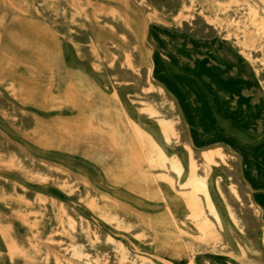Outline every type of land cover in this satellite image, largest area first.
<instances>
[{"label":"rangeland","instance_id":"rangeland-1","mask_svg":"<svg viewBox=\"0 0 264 264\" xmlns=\"http://www.w3.org/2000/svg\"><path fill=\"white\" fill-rule=\"evenodd\" d=\"M140 1L0 0V37L7 22L16 16L49 25L61 42L74 49L93 75L90 80L80 75V66L72 64L67 54L64 68L68 80V72L74 68L78 75L73 78L76 86L87 83L94 91L91 80H95L107 92L122 91L125 99L144 107L152 116L172 122L183 144L192 145L199 174L194 189L199 194L196 201L200 213L208 212L204 182L213 174L222 195L227 224L237 229L232 235L239 252L233 253L226 246L224 225L210 228L206 221H199L197 235L185 237L187 254L180 256L185 258L182 264H264V0H145L151 8ZM131 2H136L146 13L150 9L153 14L146 36L154 65L152 78L146 68L130 77L125 50L116 42L123 40L124 30L121 22L110 14L120 16L123 12L119 8L124 9ZM98 35L107 40V58L87 47L92 36ZM212 59L221 65L214 64ZM37 70L31 50L17 44L0 45V151L6 152L14 144L31 149L35 117L46 119L44 111L48 105L51 115L55 114L58 101H47L46 106L35 104L30 109L17 98L16 79L28 89L41 85L44 79L50 98L63 91L58 70H50L46 78H41ZM172 90L180 92V96ZM96 94L99 101L106 99L104 94L98 91ZM179 98L190 106L191 118L200 111L207 112L205 137L197 144L192 139L191 127L176 115ZM105 108L109 113L103 115L112 121L120 115L113 105ZM134 162L133 159L131 168ZM248 162H252L250 166ZM157 163L154 165L159 168ZM133 175L141 177V173ZM32 177L36 178L0 162V237L3 234L7 240V243L2 241L5 247L0 260L4 259L5 264H69L72 260L65 258L69 250L32 233L34 208L41 210L54 204L50 198L32 195L31 190L36 189ZM62 214L67 220V213ZM19 229L24 230L27 241H22ZM243 237L251 247H247ZM257 238L260 243L255 248ZM46 243L49 246L43 250ZM74 261L93 264L82 259ZM157 261L180 264L174 259L168 260L169 263ZM99 262L124 264L126 261Z\"/></svg>","mask_w":264,"mask_h":264},{"label":"crops","instance_id":"crops-1","mask_svg":"<svg viewBox=\"0 0 264 264\" xmlns=\"http://www.w3.org/2000/svg\"><path fill=\"white\" fill-rule=\"evenodd\" d=\"M91 81L110 101H119L116 93L107 92L100 82ZM63 93L64 90L47 97V101L59 102L53 110L57 116L51 115L48 105L44 111L47 118L38 116L35 120L32 154L54 171L46 178L32 177L36 189L31 192L36 197L50 198L53 205L61 204L63 213L78 214L84 241L91 248L95 246L92 249L98 261L135 264L134 259L116 253L122 246L151 261L168 262L172 259L166 254L168 246L184 248L185 237L197 235L199 221H206L210 228L223 227L227 213L216 187L217 179L212 177V191L207 183L209 176L204 182L208 204L205 216L197 206L199 194L194 189L199 182L194 149L177 137L172 122L152 116L126 98L131 110L117 102L121 111L120 116L114 117L112 129L115 137L121 138V145L116 143L112 147L103 140L104 128H100L102 115L109 113V109L85 98L73 105ZM39 131L46 134L44 143L42 138L39 140ZM121 146L145 159L140 166V178L130 172L129 159L118 153L117 147ZM168 146L171 151H167ZM183 153L186 164L182 161ZM156 161L159 168L154 165ZM106 246L109 249H104ZM67 254V260H81L70 252ZM179 259L185 260L180 256Z\"/></svg>","mask_w":264,"mask_h":264},{"label":"bare ground","instance_id":"bare-ground-1","mask_svg":"<svg viewBox=\"0 0 264 264\" xmlns=\"http://www.w3.org/2000/svg\"><path fill=\"white\" fill-rule=\"evenodd\" d=\"M140 2L143 5H145V7L147 6L148 8H151V5L146 3L145 0H141ZM252 8L255 10V6H252ZM119 11L123 12L119 14L120 16L115 17V14L113 12H111L110 15H112V17H114L116 20L120 21L123 26V30H124L123 40H119L116 42L119 46H121L123 50H125L124 54L126 55L128 61V71L130 73V77L132 78L135 77L136 73H140L139 71L140 69L146 68L149 77L152 78V70L154 65L150 58V48L146 42V36L148 34L151 21L153 20L152 11L149 9V11H147L146 13L142 9V7H140L136 2L127 3L124 9L119 8ZM263 23H264V18H263ZM16 44L21 45L24 48L29 49L33 52L38 66L37 71L40 72L42 76L41 78H46V74L50 70H54V69L58 70L59 74L62 75V82L64 88L63 94L65 99L69 103L73 105H78L81 98H85V99H93L103 106L109 105L112 107L113 105V108L119 112L121 111V108L118 104L119 102L122 103L128 109V111L131 110L128 108L127 100L123 96L122 91H116V95L119 101L111 100L115 102V104H112L110 103V100L107 98L105 92L97 85L94 86L95 88L94 91L96 90L95 93L94 91H91L87 83H85L83 86L74 85L73 78L75 77V75H77L76 70L74 68L73 69L71 68L70 72H68L70 75L69 78L70 80H68L67 71L64 68L65 61L67 60L66 59L67 54H68L67 55L68 59L72 64L77 63L80 66V75L83 74L89 80L92 79L91 76L93 75L92 73H90V70H88V68L86 67L87 65L83 63V60H81L75 54L74 49H72V47L68 43L61 42L58 35L50 28L49 25L45 23L30 21L26 18H23L22 16H16L10 19L6 24L5 32L0 37V45L4 47H12ZM87 47L93 53L100 54V52H102L106 58L109 55L107 40L103 36L100 35L92 36V40ZM211 61L214 64H218L219 66L221 65V63H219L216 59H212ZM44 84H45L44 79H42L41 85H35L31 89H28L25 83H23L20 79H16L17 98L23 104L27 105L30 109L35 104L39 106H43V105L46 106L47 104L46 99L49 95V89L48 86L46 87ZM97 91L100 94H104L106 99L99 101L96 94ZM172 91L173 93L179 94L180 96V92L178 93L175 90ZM106 100H108V102ZM177 106H178L177 107L178 113L176 115L179 117V119L182 120L183 123L185 122L187 125H189V127H191L192 139L197 144L200 141L201 137H205L206 123L204 122V120L206 118L207 112L200 111L198 113L199 114L198 116L196 113L195 118L194 117L191 118L189 112L190 106L187 104L186 101L183 104V102L179 98V101L177 102ZM33 116L35 117V115ZM102 116L103 119H101L100 128L101 129L104 128L102 133L103 140H105L106 143L112 147H115L116 143L121 145L120 142L121 138L117 137L118 138V142H117L115 133H113L114 131L112 129L113 121L106 115H102ZM37 123H39V121ZM38 134L40 137L39 140H41L42 138L43 141L42 140L41 141L44 143L47 140L45 136L46 134L43 133L42 131H39ZM117 150L120 155H123L129 159L130 162L129 164H131L133 159L135 160V162L132 163L133 164L132 174H135L136 172L141 173L140 166L145 162V159L143 161L142 159L140 160L139 156L134 155L133 151L130 152L129 151L130 149H127V147L125 146L117 147ZM171 150L172 149L168 146L167 151H171ZM138 159L140 160L139 162L137 161ZM182 161L186 163L185 153H183L182 155ZM0 162L6 163L10 168L21 169L24 172L43 178L51 176L52 172L54 171L53 167L47 166L45 163H40V161L38 162L34 158L30 147L26 145L14 144L8 150H6V152L0 151ZM251 163L252 162H248V166H250ZM212 177L213 174L207 179L208 187L210 190H212V182H211ZM63 211L64 208L62 207L61 204H55L52 206L45 205L41 210L38 208H34L35 225L33 229V234L45 235L43 237L47 242L49 241L58 242L60 246L66 248V250H69L72 256L76 258L87 260L88 263L100 264V262L98 261V256L95 255V250L92 249L90 246H88L84 241L83 234L79 229L80 224H79L78 214L75 212H69L67 213V220H65L62 214ZM223 225H224V236L226 239V246L230 251L238 254L239 246L232 235V232L236 231L237 229L235 228L233 229V227H231V224L230 225L227 224V220L224 218H223ZM66 226L69 227V229H67ZM19 233L22 237L21 238L22 241L23 242L27 241L24 230L19 229ZM243 240L245 241L247 247L249 246L251 247V244L249 243L247 238L243 237ZM2 241L4 243H7V240L3 234L0 237V252L1 250L4 251V247H5L2 244ZM259 243H260V239L257 238L255 248L259 247ZM9 246H11V244L8 245V247ZM48 246L49 245L47 243L44 244L43 250H45ZM13 247H15L16 249L18 248V246H13ZM247 247L243 248L244 251L246 252H247ZM116 253L122 255V257L124 258L134 259L135 264H160L158 262L151 261L144 256L134 255L122 246H120L116 250ZM185 253L186 252L184 251V248L182 249H179L178 247L169 248L168 246L166 254L169 258H172L174 260H179L180 264H182L181 262L182 260L179 259V256L186 255L187 253L186 254ZM4 261H5L4 259L0 260V264H5ZM68 263L78 264L74 260Z\"/></svg>","mask_w":264,"mask_h":264}]
</instances>
